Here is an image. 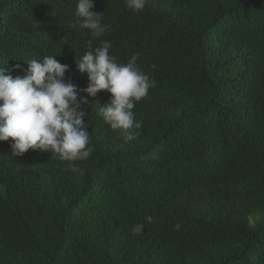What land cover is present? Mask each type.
Instances as JSON below:
<instances>
[{"label":"trees","instance_id":"16d2710c","mask_svg":"<svg viewBox=\"0 0 264 264\" xmlns=\"http://www.w3.org/2000/svg\"><path fill=\"white\" fill-rule=\"evenodd\" d=\"M77 3L0 0L6 74L56 55L83 89L75 57L109 40L156 84L128 142L97 114L111 93L79 92L86 160L0 141V264H264V0H95L98 38Z\"/></svg>","mask_w":264,"mask_h":264},{"label":"clouds","instance_id":"9594fccd","mask_svg":"<svg viewBox=\"0 0 264 264\" xmlns=\"http://www.w3.org/2000/svg\"><path fill=\"white\" fill-rule=\"evenodd\" d=\"M94 2L78 0L75 14L81 18L79 27L90 30L91 36L98 38L110 29L101 22V14L93 10ZM145 4L146 0H126L132 11H143ZM111 47V41L102 40L93 49L89 40V50L75 57L79 72L88 76L87 87L83 89L70 80L65 81L69 65L55 59L56 55L27 60L24 74L15 77L6 74L5 66H0V141L12 139L13 155L38 149L55 153L63 161L86 160L92 148L83 119L88 112L83 106L89 101L79 96L80 91L91 97L100 90L111 93L110 100L97 114L112 130H119L125 142L136 138L142 121L135 119V103L148 95L156 81L138 67L139 53L120 64L110 54ZM146 220L151 223L153 217ZM179 227L175 225L177 230Z\"/></svg>","mask_w":264,"mask_h":264}]
</instances>
